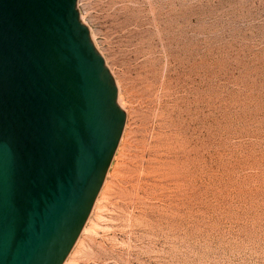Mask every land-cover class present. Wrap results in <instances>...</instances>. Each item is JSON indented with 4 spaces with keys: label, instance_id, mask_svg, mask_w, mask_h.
<instances>
[{
    "label": "rangeland",
    "instance_id": "374dc122",
    "mask_svg": "<svg viewBox=\"0 0 264 264\" xmlns=\"http://www.w3.org/2000/svg\"><path fill=\"white\" fill-rule=\"evenodd\" d=\"M126 114L64 264H264V0H77Z\"/></svg>",
    "mask_w": 264,
    "mask_h": 264
},
{
    "label": "water",
    "instance_id": "95a60500",
    "mask_svg": "<svg viewBox=\"0 0 264 264\" xmlns=\"http://www.w3.org/2000/svg\"><path fill=\"white\" fill-rule=\"evenodd\" d=\"M125 122L77 0H0V264H64Z\"/></svg>",
    "mask_w": 264,
    "mask_h": 264
}]
</instances>
